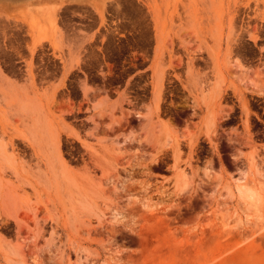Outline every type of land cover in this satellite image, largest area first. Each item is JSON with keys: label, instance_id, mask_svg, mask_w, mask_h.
Listing matches in <instances>:
<instances>
[{"label": "rangeland", "instance_id": "374dc122", "mask_svg": "<svg viewBox=\"0 0 264 264\" xmlns=\"http://www.w3.org/2000/svg\"><path fill=\"white\" fill-rule=\"evenodd\" d=\"M47 2L0 0V264H264V0Z\"/></svg>", "mask_w": 264, "mask_h": 264}, {"label": "bare ground", "instance_id": "6f19581e", "mask_svg": "<svg viewBox=\"0 0 264 264\" xmlns=\"http://www.w3.org/2000/svg\"><path fill=\"white\" fill-rule=\"evenodd\" d=\"M50 1V0H49ZM60 1H62V0H60ZM60 1L59 0H51V2H47V3H51V4H54V5H58L59 4V6L61 5L60 4ZM63 1H65V0H63ZM43 4V3H42ZM41 4V6H43ZM51 4H50V6H51ZM64 5V4H63ZM49 6V5H48ZM58 6V7H59ZM44 7V6H43ZM238 191H239V193L240 194H244V195H246L247 197H249L251 200H254L255 199V194H254V192L250 189V188H246V187H244V185L243 184H238Z\"/></svg>", "mask_w": 264, "mask_h": 264}]
</instances>
